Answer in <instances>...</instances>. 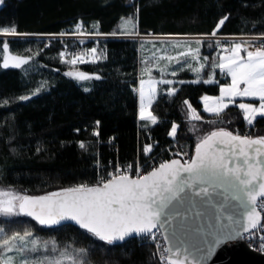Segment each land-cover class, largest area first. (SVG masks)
I'll use <instances>...</instances> for the list:
<instances>
[{
	"label": "trees",
	"instance_id": "trees-1",
	"mask_svg": "<svg viewBox=\"0 0 264 264\" xmlns=\"http://www.w3.org/2000/svg\"><path fill=\"white\" fill-rule=\"evenodd\" d=\"M128 17L136 19L143 35L264 34V0H2L0 26H14L31 37L0 40L9 42L11 53L30 57L26 65L32 67L27 74L22 67L4 68L0 47L1 188L33 195L101 185L100 179L107 178L117 163L145 160L146 146H151V153H166V147L193 153L195 144L218 128L233 133L250 129L252 137L264 136V118L248 125L236 107L247 99H236L218 116L204 110L202 97L219 94L220 86L229 82L213 68L219 55L217 43L209 39L197 45L205 63L201 82L193 83L197 73L173 62L175 78L184 81L172 86L159 83L151 105L157 123L141 120L137 87L149 44L114 36L122 34V19ZM78 24L87 32L111 35L87 42L101 53L98 60L78 65L90 77L87 80L67 75L77 72L61 56L63 48L77 40L34 36L71 33ZM152 74L161 76L157 69ZM207 79L214 82L204 83ZM172 88L174 95L169 94ZM24 96L29 99H21ZM185 101L202 119H191ZM174 125L178 128L172 136ZM2 225L20 229L39 225L63 246L78 249L84 264H161L154 244L145 238L109 245L73 223L47 227L26 216H2Z\"/></svg>",
	"mask_w": 264,
	"mask_h": 264
},
{
	"label": "snow or ice",
	"instance_id": "snow-or-ice-1",
	"mask_svg": "<svg viewBox=\"0 0 264 264\" xmlns=\"http://www.w3.org/2000/svg\"><path fill=\"white\" fill-rule=\"evenodd\" d=\"M227 18L225 16L221 19L219 25H223ZM129 26L135 27L131 18L123 23L125 34H131ZM19 35L14 26H0V36ZM0 47L4 68H19L29 63L30 57L10 52L8 41L0 40ZM223 52L226 54L219 56L213 68L220 69L230 77V83L220 86L219 96L202 97L204 110L218 116L230 104H236L237 98L258 100V105L244 102L236 104L245 122L252 125L257 117L264 118V45L253 48L248 41L236 42L224 48ZM242 52L245 54L242 55ZM96 53V48H92L90 53H80L68 62L73 65L78 60L84 62L87 55L95 60ZM181 57H190L192 61L198 62L199 48L193 50L189 47L177 56L158 59L169 62L175 60L179 64ZM187 67L199 76L205 64L199 63L193 67L192 63H188ZM145 72L149 79L141 80L138 89L140 119L156 124V116L148 110L156 95V85L172 84L173 81L152 79L149 68H145ZM171 74L176 75V72ZM67 75H74L80 80L90 78L83 72H69ZM212 75L214 78V71ZM192 82L200 83L201 80ZM203 82L213 83L214 79ZM175 92L176 89H171L169 94L174 95ZM21 99L27 100L29 97ZM185 103L190 109L191 119H202L191 104L187 101ZM176 131L177 126H173L171 135L175 136ZM81 147L84 145L81 144ZM150 151L151 146H146L145 152ZM218 189L224 191L218 192ZM262 211L264 136L253 138L224 128L204 135L195 145L194 156L188 160L163 162L154 170L145 175L137 174L135 178L122 172L119 175L113 174L102 186L79 185L46 195H28L11 189H0V216L31 217L44 226L72 221L109 245L133 236L155 241L157 232L164 229L162 235L167 246L159 242L156 244L163 264H208L219 246L241 235L233 225H241L244 233L252 235L257 228H264L261 225ZM237 215L239 220L235 218ZM172 221H176L175 226ZM0 234H3L0 236V264H16L14 257L8 253L17 252L23 256L41 247L48 250L47 242L41 245L39 240L30 239L31 232L17 231L7 235L4 228L0 227ZM260 239L264 242V235ZM261 248L264 249V243ZM20 264H84V261L69 255L67 251H61L58 256L23 258Z\"/></svg>",
	"mask_w": 264,
	"mask_h": 264
},
{
	"label": "rangeland",
	"instance_id": "rangeland-1",
	"mask_svg": "<svg viewBox=\"0 0 264 264\" xmlns=\"http://www.w3.org/2000/svg\"><path fill=\"white\" fill-rule=\"evenodd\" d=\"M0 3H2V0H0ZM129 18L132 19L133 24H135V27L132 28L131 26H129L128 31L131 34H125L126 30L123 27V23L125 20H127ZM136 23H137V21L134 17L123 18L122 22H121L122 34H116L114 36L130 37V38H135V39H138L141 41L145 40V42H148L149 48L146 49V52H145L146 57H144V59L142 61L141 74L146 73L145 68L151 69V72H152V70L157 69L161 74V76L159 77V80H171V81H173L172 84H165V83H162V84L172 86L177 81L183 82L184 80H178L175 78L174 75L171 74L174 70H176V69H171L172 63L175 62V60L169 62L166 59H158V58L164 57V56H177L179 52L186 51L189 47H191L193 50H195L196 48H198L197 41H199V43H200L202 40H204V36L143 35V34H140L138 32V30L136 28ZM78 26H79V33L77 31H74L71 33H64V36L62 37V39H74V40L78 41V42H76V44H80V42L83 43L88 39L87 35L93 34L91 32L85 31L83 28V25L78 24L77 28H78ZM80 33H82V34H80ZM19 36L28 37L30 35L24 34V35H19ZM1 37H4V36H1ZM35 37H37V36H35ZM101 37L107 38V37H111V35H103ZM5 38H9V37H5ZM81 46H83L82 47L83 48L82 53H90L92 48H96L97 53H96L95 60H98L99 58H101V53L99 52L97 45H93L92 47H90L87 45V43H83V45H81ZM66 47H69V45H66L63 48L61 53H63L64 55L63 56L61 55V56H62V58L64 57V60L67 59L66 61L68 62L73 58V56H76V55L66 54L65 53ZM13 55H15V54H13ZM181 58H182V60H181L182 65L181 66H184V67H187L188 63H192L193 67H197L199 63H204L201 60L200 56H199L198 62L192 61L190 57H188V58L181 57ZM95 60H93L90 55H87V56H85L84 61L91 62V61H95ZM147 62H150V64L147 65ZM81 63L82 62H80L78 60L77 63L74 65L71 63H69V64L71 65L72 71L80 72V70L78 69V65H80ZM21 67L25 70V72L27 74L28 68H31L32 65L27 67V65L25 64V65H22ZM162 68L164 69L163 72H161ZM197 79L201 80L202 77L197 76V78L194 80H197ZM41 85H44V82H42ZM207 96H209V95H207ZM148 110L151 111V107ZM148 122H150V121H148ZM174 126H177V128H178V125H174ZM0 189H4V188L0 187ZM4 190H8V189H4ZM1 218H2V216L0 217V219ZM3 218L9 219V218H14V217H4L3 216ZM0 227L4 228L5 234H7V235H11L12 233L17 232V231H19L21 233L28 231V232L32 233V236L30 237V239L39 240L41 242V245H43V243H45V242L48 243V250L47 251H45L43 249V247H41L38 251L26 252V253H24L23 256H21L17 252L8 253V255L14 257V259L16 260V264H20V261L23 258L35 259V258H42L43 256H58L61 251H67V253L69 255H75L78 260H82V258L79 257V255H81L80 254L81 252L78 249H76L75 247L70 248V247L63 246L61 243H59V241L55 237L50 236V235L48 236L43 231H41L40 228L42 229V227L39 225L36 226V229H31V228L20 229V227L11 228L10 226L8 227L7 225H2ZM2 235L3 234H0V236H2ZM53 242L55 243V248H56L55 251H53ZM29 247H31V245H29ZM0 251H2V250H0ZM157 258H158V261L160 262L158 254H157Z\"/></svg>",
	"mask_w": 264,
	"mask_h": 264
},
{
	"label": "built area",
	"instance_id": "built-area-1",
	"mask_svg": "<svg viewBox=\"0 0 264 264\" xmlns=\"http://www.w3.org/2000/svg\"><path fill=\"white\" fill-rule=\"evenodd\" d=\"M38 38H43V39H55V38H62L64 34H37L35 35ZM103 36L102 34H89L87 35V40L83 43H87L90 40H99L101 38H106V37H101ZM204 39H209V40H214L217 43V54L220 55H225L226 53L223 52L224 48L230 47L233 43L236 42H244L248 41L251 43L253 48H258L264 45V35L259 36V35H241V34H215V35H205ZM83 43L80 42V44L76 45H70L69 47H66L65 53L66 54H73V55H79L82 53L83 50ZM88 61H84L83 63H87ZM251 130L246 129L240 132L239 134L241 135H249L251 136ZM167 150L166 153H161L164 150H159L155 153H146V159L141 160L140 158H137L135 161H128L126 163H117L116 166H112L110 169V172L108 173L107 178H102L100 179L103 183L106 182L107 180L111 179V176L113 174L119 175L120 173H128L132 177H135L137 174L139 175H145L152 169L158 167L161 163L170 161L174 158H180L183 161L188 160L190 157H192V153L189 152L188 149L185 148H172V147H166L164 148ZM263 220L261 222V225H264V211L261 212ZM255 234L252 235L250 233H244L243 234V239L244 241L254 250L264 253V249L261 248V244L264 243L261 241L260 237L264 235V228H257L254 230ZM143 238V237H140ZM154 244V247L156 249V253L159 256L160 260V250L157 249L156 244L159 242L162 246H167L166 242L163 239L162 231L157 232V240H151L148 239ZM161 264L163 262L160 260Z\"/></svg>",
	"mask_w": 264,
	"mask_h": 264
},
{
	"label": "water",
	"instance_id": "water-1",
	"mask_svg": "<svg viewBox=\"0 0 264 264\" xmlns=\"http://www.w3.org/2000/svg\"><path fill=\"white\" fill-rule=\"evenodd\" d=\"M225 130H227V129H225ZM227 131H230V130H227ZM253 138H255V137H253ZM194 149H195V146H194ZM193 156H194V150H193L192 157ZM172 160H181V162H183V160L180 159V158H174ZM154 169H152V170H154ZM133 178H135V177H133ZM102 185L103 184L96 185V186H102ZM92 187H94V186H92ZM217 191L218 192H223L224 190L223 189H218ZM46 194H48V193H46ZM46 194H33V195H46ZM233 203H235V201H233ZM235 218L237 220L240 219L239 215H237ZM262 220H263V217H262ZM262 220H261V222H262ZM197 222H200V221L198 220ZM66 223L75 224V222H72V221H62L58 225H51V226H47V227H57V226H60V225L66 224ZM226 223L231 224V222H226ZM172 225L175 226L176 225V221H172ZM233 227L237 231H239L241 233V235L240 236H236V237L228 240L226 243L222 244L221 246H219L216 249V251L213 254V256L209 259L208 264H264V253H261V252H258L256 250L252 249L244 241V239L242 237L243 234H244L242 226L241 225H233ZM161 231L163 233L164 229H161ZM135 237L136 236L129 237V238H126L125 240L130 239V238H135ZM166 244H167V242H166Z\"/></svg>",
	"mask_w": 264,
	"mask_h": 264
},
{
	"label": "crops",
	"instance_id": "crops-1",
	"mask_svg": "<svg viewBox=\"0 0 264 264\" xmlns=\"http://www.w3.org/2000/svg\"><path fill=\"white\" fill-rule=\"evenodd\" d=\"M242 55H244L245 53H241ZM228 77V76H227ZM151 78L152 79H154V80H159V78H157V77H155V76H153V74H152V72H151ZM229 78V82H227V83H230V77H228ZM149 79V75L147 74V73H143V74H141V78H140V80H139V85H138V87H137V92H138V96H139V91H138V89L140 88V81L141 80H145V81H147ZM227 83H225V84H227ZM225 84H222V85H225ZM156 89H157V91H156V95H155V97H154V100L156 99V97L158 96V94H159V84H157L156 85ZM209 96H213V97H216V96H219V94H217V95H209ZM237 99H247V100H244V101H241V102H244V103H253V104H256V105H258L259 104V101L258 100H254V99H250V98H237ZM153 100V101H154ZM203 100V99H202ZM254 101V102H253ZM240 102V103H241ZM153 103V102H152ZM231 105V104H230ZM152 113V112H151ZM139 118H140V99H139Z\"/></svg>",
	"mask_w": 264,
	"mask_h": 264
}]
</instances>
